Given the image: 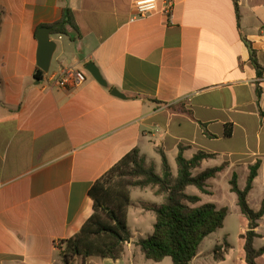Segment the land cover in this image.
Wrapping results in <instances>:
<instances>
[{
  "label": "crops",
  "instance_id": "1",
  "mask_svg": "<svg viewBox=\"0 0 264 264\" xmlns=\"http://www.w3.org/2000/svg\"><path fill=\"white\" fill-rule=\"evenodd\" d=\"M138 1L144 0H0V264H62L64 242L94 213L90 190L136 149L158 173L163 151L174 177L181 148L187 160L213 154L193 175L225 164L208 181L214 192L225 172L236 174L238 185L242 174L247 184L250 167L260 161L248 202L261 209L264 73L258 76L251 56L253 50L264 68V0H238L239 22L234 0H156L158 11L144 18L137 16ZM169 1L170 16L163 10ZM65 7L77 29L54 32L56 50L44 73L38 35L64 26ZM89 63L106 87L85 70ZM65 68L86 72V82L75 90H50L49 77ZM228 124L230 138L224 135ZM155 191L130 189L131 240L122 258L81 257L75 264H136V243L144 237L131 223L146 228L148 215L154 231L156 215L147 206L163 202ZM263 224L264 217L258 239Z\"/></svg>",
  "mask_w": 264,
  "mask_h": 264
},
{
  "label": "trees",
  "instance_id": "2",
  "mask_svg": "<svg viewBox=\"0 0 264 264\" xmlns=\"http://www.w3.org/2000/svg\"><path fill=\"white\" fill-rule=\"evenodd\" d=\"M238 22L240 20L238 0H234ZM64 26L55 29L57 34H66L65 26L77 29L71 10L64 8ZM251 60L258 76L264 73L252 50ZM38 78L43 76L38 73ZM258 99L262 90L257 86ZM204 134L210 138L216 136L207 131ZM226 138L233 135V125L225 126ZM161 173H158L155 163L147 162V158L138 149L125 156L105 176L98 180L89 192L93 201L94 213L74 238L64 242L60 249L62 264H75L78 258H110L117 260L123 257L126 244L131 240L128 226V211L132 205L131 188H153L156 196H161L160 205L147 206L156 215L153 234L139 239L136 246L147 260L160 263L170 258L173 264H192L198 256L203 242L212 234L225 226L229 214L227 207L219 208L214 203L199 205V196L188 195L190 186L196 187L201 193L209 194L208 181L222 172L226 165L207 169L194 176L193 170L199 168L205 159L213 158V154L199 152L192 159L183 156V149L176 159L177 176L172 174L168 159L163 151ZM261 162L250 167L246 187L242 190L238 185V176L233 175L230 181L231 192L236 194L241 214L248 221L247 231L240 236L244 241L246 264H258V259L264 255V247L255 248V241L261 238L257 229L264 217V202L259 211H254L248 202V196L253 189V183L258 176ZM232 249L225 239L223 245H216L213 250L216 261H224L225 254Z\"/></svg>",
  "mask_w": 264,
  "mask_h": 264
},
{
  "label": "rangeland",
  "instance_id": "3",
  "mask_svg": "<svg viewBox=\"0 0 264 264\" xmlns=\"http://www.w3.org/2000/svg\"><path fill=\"white\" fill-rule=\"evenodd\" d=\"M53 71V69H52ZM223 143H216V148H223L221 146ZM174 171L177 173L176 165L174 164ZM232 174L230 172H225L220 175V178L216 180L217 187L214 192V185H211V189L208 190L209 195H204L199 203V205H203L206 203H219L223 205L222 207H227L229 209L228 217L225 221V226L223 229L217 231L216 233L209 236L202 244L201 257L195 261V264H246L244 259V249L243 242L240 239V235L244 233L248 227L247 219L241 214L239 206L237 204V196L230 191L229 182L232 178ZM246 185V178L240 174L239 175V186L240 188H244ZM198 192V189L195 187H191L187 194L193 195L194 192ZM134 194V193H133ZM135 195V194H134ZM149 199V198H146ZM253 208V207H252ZM255 209V208H254ZM154 216V214H153ZM145 221L148 223L146 228H135L133 224L132 232L138 233L140 231L142 237L147 238L150 234H153V224H151V220L148 215H146ZM261 233L264 235V224L260 228ZM138 237V236H137ZM225 239L228 240L229 243L233 245V250H229L226 258V261H216L214 259L213 250L216 245H223ZM264 246V238L258 239L255 242V248L260 249ZM259 264H264V257L258 261ZM136 264H173L171 259H166L164 262L156 263L151 260H147L144 255L140 252V256L136 260Z\"/></svg>",
  "mask_w": 264,
  "mask_h": 264
},
{
  "label": "built area",
  "instance_id": "4",
  "mask_svg": "<svg viewBox=\"0 0 264 264\" xmlns=\"http://www.w3.org/2000/svg\"><path fill=\"white\" fill-rule=\"evenodd\" d=\"M173 8L172 1L164 6V12L171 15ZM137 16L140 18L147 17L158 11L156 0H144L136 3ZM87 80L86 72L75 68H65L59 75L49 77L47 87L50 90H75L81 87Z\"/></svg>",
  "mask_w": 264,
  "mask_h": 264
},
{
  "label": "water",
  "instance_id": "5",
  "mask_svg": "<svg viewBox=\"0 0 264 264\" xmlns=\"http://www.w3.org/2000/svg\"><path fill=\"white\" fill-rule=\"evenodd\" d=\"M62 25L63 24L60 23L51 28H43L39 32V35H38V40H39L38 65L44 73H48L50 71L52 58L56 50V42L51 40V38L54 35L55 29L60 28ZM85 70L88 73H90L94 77V79L102 86L106 87L108 85L106 80L103 78L100 70L94 63L87 64L85 66ZM112 94L120 98H125L116 89H113Z\"/></svg>",
  "mask_w": 264,
  "mask_h": 264
}]
</instances>
